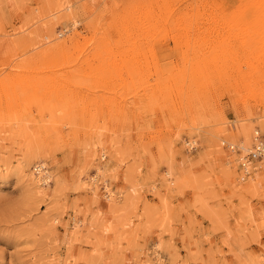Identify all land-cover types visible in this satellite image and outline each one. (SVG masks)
I'll use <instances>...</instances> for the list:
<instances>
[{"label": "rangeland", "instance_id": "1", "mask_svg": "<svg viewBox=\"0 0 264 264\" xmlns=\"http://www.w3.org/2000/svg\"><path fill=\"white\" fill-rule=\"evenodd\" d=\"M256 130L264 0H0V264H264Z\"/></svg>", "mask_w": 264, "mask_h": 264}, {"label": "built area", "instance_id": "2", "mask_svg": "<svg viewBox=\"0 0 264 264\" xmlns=\"http://www.w3.org/2000/svg\"><path fill=\"white\" fill-rule=\"evenodd\" d=\"M255 142L253 143L251 149L247 152V154L243 157V159L239 160V170L241 172V176L243 178L248 177L247 169L251 167V165H255L258 162L264 161V137L260 135L258 132H255ZM190 149L195 148V144H190V142L187 145ZM226 148H228L232 152H236L237 155H240V150L236 149L234 146H228L226 145ZM44 168L36 166L34 168L35 173L37 174L38 171H43ZM246 171V172H245Z\"/></svg>", "mask_w": 264, "mask_h": 264}, {"label": "bare ground", "instance_id": "3", "mask_svg": "<svg viewBox=\"0 0 264 264\" xmlns=\"http://www.w3.org/2000/svg\"><path fill=\"white\" fill-rule=\"evenodd\" d=\"M255 132H258L259 133V131H255ZM255 140H256V138H255V133H254V136H253V142H255ZM222 145L223 146H225V148H226V145H228V146H234L236 149H238V150H240L239 148H238V146H236V145H234V144H231V143H228V142H226V141H224V142H222ZM242 149H243V151L244 152H248L250 149L249 148H247V146H245V145H243L242 147H241ZM228 149V148H227ZM229 150V149H228ZM232 152V151H231ZM232 153H236V152H232ZM240 159L242 160L243 159V157L246 155H242V152H241V150H240ZM261 162H259V163H256L255 165H251V167L250 168H248L247 169V173H248V177L249 176H252V174L253 173H255L258 169H259V164H260ZM246 172V171H245Z\"/></svg>", "mask_w": 264, "mask_h": 264}]
</instances>
